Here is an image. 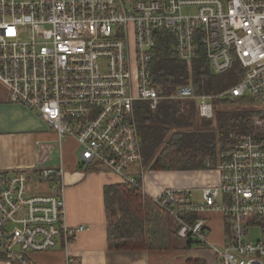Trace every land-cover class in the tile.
Masks as SVG:
<instances>
[{"label": "built area", "instance_id": "2783aa9c", "mask_svg": "<svg viewBox=\"0 0 264 264\" xmlns=\"http://www.w3.org/2000/svg\"><path fill=\"white\" fill-rule=\"evenodd\" d=\"M185 7L195 12L184 14ZM160 29L174 35L177 58L189 68L199 46L213 73L237 62L239 81L224 94L264 108V0H0V81L9 102L35 112L59 141L74 138L81 162L137 184L144 169L136 102L154 109L161 99L196 98L199 116L213 117L212 96H195L191 85L169 96L151 85ZM254 124L256 131L220 151L216 165L207 163L218 182L200 189V202L186 187L149 197L175 220L179 239L207 245L218 264H264V118ZM63 172L62 164L30 175L0 172L3 263L36 264L35 253L59 239L68 246L83 230L67 223ZM41 183L48 192H36ZM215 209L225 219L222 245L208 241L201 216ZM185 213L197 218L189 222ZM252 227L259 238L248 236Z\"/></svg>", "mask_w": 264, "mask_h": 264}, {"label": "trees", "instance_id": "16d2710c", "mask_svg": "<svg viewBox=\"0 0 264 264\" xmlns=\"http://www.w3.org/2000/svg\"><path fill=\"white\" fill-rule=\"evenodd\" d=\"M173 43L170 31L156 30L149 63L151 85L160 96L171 95L180 85H191L195 96H212L213 117L199 116L196 98L161 99L154 109L146 101L136 102L142 166L154 171L205 170L207 163L214 166L219 162L226 145L256 131L253 117L264 118V109L249 97L224 94L239 81L242 69L237 62L224 73H213L199 46L189 68L177 58ZM103 201L109 248L165 250L181 241L175 220L142 192L139 182L106 185ZM183 218L191 222L197 216L185 213ZM182 241L186 246L196 244ZM187 264L203 262L188 260Z\"/></svg>", "mask_w": 264, "mask_h": 264}, {"label": "crops", "instance_id": "0c3cea01", "mask_svg": "<svg viewBox=\"0 0 264 264\" xmlns=\"http://www.w3.org/2000/svg\"><path fill=\"white\" fill-rule=\"evenodd\" d=\"M7 91L0 81V172L23 171L30 175L42 168L62 164L66 220L71 227H83L68 246L59 239L54 249L35 253L32 258L36 264H187L188 260L218 264L213 249L199 244L186 246L182 240L165 250L109 248L103 188L120 183V179L105 167L81 162L80 147L74 138L65 137L59 141L56 133L35 112L9 102ZM138 181L149 197L166 188L186 187L191 189L190 200L200 202V189L216 184L218 172L214 169L143 170ZM37 189L48 192L46 183H41ZM195 192L197 197H194ZM201 216L207 223L208 241L222 245L226 239L223 214L215 209ZM0 264L5 263L0 260Z\"/></svg>", "mask_w": 264, "mask_h": 264}, {"label": "rangeland", "instance_id": "374dc122", "mask_svg": "<svg viewBox=\"0 0 264 264\" xmlns=\"http://www.w3.org/2000/svg\"><path fill=\"white\" fill-rule=\"evenodd\" d=\"M182 12L184 13V14H191V13H194L195 12V10H194V8H192V7H185V8H183L182 9ZM262 107V106H261ZM262 109H264V108H262ZM258 118V116H254L253 117V121H254V123H255V121H256V119ZM214 176V175H213ZM214 179V178H213ZM38 189H36V192H38L37 191ZM197 193L195 192L194 193V197H197ZM248 236H250L251 238H253V239H256V238H259L260 236H261V233H260V229H259V227H252V228H250V230H249V235ZM264 263V262H263Z\"/></svg>", "mask_w": 264, "mask_h": 264}]
</instances>
